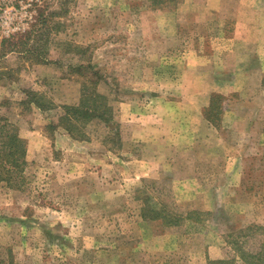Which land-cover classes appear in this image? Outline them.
Returning <instances> with one entry per match:
<instances>
[{"label": "rangeland", "instance_id": "374dc122", "mask_svg": "<svg viewBox=\"0 0 264 264\" xmlns=\"http://www.w3.org/2000/svg\"><path fill=\"white\" fill-rule=\"evenodd\" d=\"M43 14L36 54L0 45V264H247L235 243L264 244V0H0V44ZM90 63L97 88L73 70ZM96 90L109 123L62 119Z\"/></svg>", "mask_w": 264, "mask_h": 264}, {"label": "trees", "instance_id": "16d2710c", "mask_svg": "<svg viewBox=\"0 0 264 264\" xmlns=\"http://www.w3.org/2000/svg\"><path fill=\"white\" fill-rule=\"evenodd\" d=\"M158 2V1H156ZM42 24L45 26L47 25V18L44 17V14L41 16V22L34 23L33 26H35L33 29L26 31L22 33L21 31L15 32L7 39H4L0 45L5 46L9 45V51L16 52L20 46H23L26 50V52L34 53L36 54L38 51V48L36 45L37 40H33L32 33L37 29L39 24ZM33 43H32V42ZM33 44V45H31ZM32 46V47H30ZM7 49V50H8ZM24 52V49H21ZM21 52V51H20ZM5 54V52H4ZM38 56V55H37ZM76 72H78L80 75L83 76H89L86 82H91L94 88H97L100 79L102 78V75H100V72L94 68V66L90 63L87 65L81 64L76 67H74ZM88 71L87 73H84ZM86 82L84 84H86ZM87 86L84 87L86 89ZM97 90L94 91L93 95L95 96L94 103H89L86 98V91L84 92L81 102L78 105H66L64 107L65 113L62 116L63 120H67V122H73L74 120H85L86 122L94 119H99L101 121H104L106 123H109L111 120L112 115V108L108 106L105 102H101L102 104L98 103V100H106V97H103L102 95L97 94ZM36 103V101H35ZM211 103L214 104V97L211 100ZM36 105L41 109L45 110V106L42 105L37 101ZM209 120H211L209 118ZM67 130L71 135H73V128L67 127ZM12 139H15V143L17 145H12L11 148L8 151V160L10 164H15V166H20L21 160L24 159V156L26 154V150L24 149V140L21 138L13 137ZM22 147H21V146ZM10 158V159H9ZM24 162V161H23ZM7 179V178H6ZM8 180V179H7ZM235 248L240 253L241 258L244 262L247 264H264V244L260 247V251L257 253H251L249 251H244L239 245L238 242L235 243Z\"/></svg>", "mask_w": 264, "mask_h": 264}, {"label": "crops", "instance_id": "0c3cea01", "mask_svg": "<svg viewBox=\"0 0 264 264\" xmlns=\"http://www.w3.org/2000/svg\"><path fill=\"white\" fill-rule=\"evenodd\" d=\"M201 2V0H199ZM208 15H215L218 14L219 11H217V9H209L208 11ZM262 12V11H261ZM229 14V13H228ZM232 14V11L230 12V15ZM255 14H256V10H255ZM235 20L237 21V28L235 29L236 33H239L241 31L242 28H244L245 26L243 25V23L241 24L242 20L239 21V13L237 12H233V15ZM252 29L255 30L256 33H260L262 34L264 32V26H261V22H258L257 20L254 22V26H252ZM264 36V35H263ZM262 42L260 43L259 46H262L263 41H264V37H261Z\"/></svg>", "mask_w": 264, "mask_h": 264}]
</instances>
